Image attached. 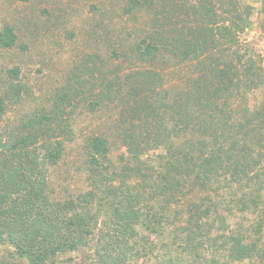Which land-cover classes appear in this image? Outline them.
<instances>
[{
	"label": "trees",
	"instance_id": "trees-1",
	"mask_svg": "<svg viewBox=\"0 0 264 264\" xmlns=\"http://www.w3.org/2000/svg\"><path fill=\"white\" fill-rule=\"evenodd\" d=\"M119 3L146 27L111 56L127 48L138 67L82 65L87 79L64 85L61 101L70 106L88 90L91 110L118 106L113 136L125 152L113 159L107 135H89L85 186L58 190L52 168L72 134L61 103L0 134V264H58L86 249L94 264H263L264 64L241 38L253 6ZM17 43L15 27L0 23V47ZM19 69L8 70L12 80L0 90V125L10 102L23 99ZM256 90L262 98L252 103ZM154 148L162 151L148 159Z\"/></svg>",
	"mask_w": 264,
	"mask_h": 264
},
{
	"label": "rangeland",
	"instance_id": "rangeland-1",
	"mask_svg": "<svg viewBox=\"0 0 264 264\" xmlns=\"http://www.w3.org/2000/svg\"><path fill=\"white\" fill-rule=\"evenodd\" d=\"M242 2L253 6V23L241 38L263 55L264 64L262 0ZM6 22L15 27L18 43L12 48L0 47V90L3 91L12 80L8 70L18 66L23 99L10 102L0 125V134L11 133L19 127L28 118V112L37 111L40 115L44 107H54L56 101L61 103L63 116L71 122L72 134L65 138V158L52 168L51 177L58 190L84 187L81 154L85 151V140L89 135L106 134L112 141L110 155L113 159H118L125 152V147L118 141L114 142L113 136L114 123H119L120 109L111 105L91 110L92 105L88 103L96 97L89 95L88 90L73 95L76 99L68 106V101H61L66 94L63 87L71 85L73 80L76 83L79 78L87 79L89 72L84 71L82 65H92L94 61H109V65L115 61L125 69L138 67L139 62L125 57L127 48L118 49L120 58L113 59L111 55L121 43L131 42L132 38L142 34L146 27L143 15L132 18L122 14L119 0H0V23ZM88 53H91L90 57ZM86 87L80 89L85 90ZM60 89L62 91L58 94ZM249 98L254 103L262 98V93L256 90L250 93ZM161 151L154 148L146 156L154 159ZM90 254L87 249L73 252L60 257L58 264H94ZM138 264H142V260ZM231 264L262 263L246 261Z\"/></svg>",
	"mask_w": 264,
	"mask_h": 264
}]
</instances>
